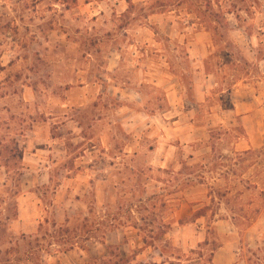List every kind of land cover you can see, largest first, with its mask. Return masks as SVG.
Returning <instances> with one entry per match:
<instances>
[{
    "label": "rangeland",
    "instance_id": "374dc122",
    "mask_svg": "<svg viewBox=\"0 0 264 264\" xmlns=\"http://www.w3.org/2000/svg\"><path fill=\"white\" fill-rule=\"evenodd\" d=\"M223 246L264 264V0H0V264Z\"/></svg>",
    "mask_w": 264,
    "mask_h": 264
},
{
    "label": "trees",
    "instance_id": "16d2710c",
    "mask_svg": "<svg viewBox=\"0 0 264 264\" xmlns=\"http://www.w3.org/2000/svg\"><path fill=\"white\" fill-rule=\"evenodd\" d=\"M2 166L5 168V172L9 176L10 170L9 168L11 166L10 162L7 160H4L2 162ZM18 182V179H15ZM15 187H18V184L15 185ZM200 214V211L197 213V215ZM84 222H77L76 218H67L65 220V223L62 224V227L60 226L59 228H56V225L52 226L51 228V233H50V238H48V244L47 247H51L53 244L59 245L63 251H68L72 250L75 246V244L79 243L81 239H85L87 241L90 237V233L93 232V230L87 225V221H89V217H83L82 218ZM158 233H157V238L156 237H143L142 238V243L144 244L145 247H155L158 246L160 247L162 244L167 247V242L164 241L163 235L167 232V229L169 228L168 225L166 224H158ZM43 227L39 230H41ZM49 233V232H47ZM39 234V233H38ZM54 240L56 241L55 243H52L51 241ZM38 246L41 248V241L38 239L37 240ZM49 245V246H48ZM161 252L164 251L163 249H160ZM126 260L120 255L119 253L113 254L111 258H104L99 262L98 264H122L125 263Z\"/></svg>",
    "mask_w": 264,
    "mask_h": 264
},
{
    "label": "crops",
    "instance_id": "0c3cea01",
    "mask_svg": "<svg viewBox=\"0 0 264 264\" xmlns=\"http://www.w3.org/2000/svg\"><path fill=\"white\" fill-rule=\"evenodd\" d=\"M209 264H237V258L227 250V246H223L215 252Z\"/></svg>",
    "mask_w": 264,
    "mask_h": 264
}]
</instances>
